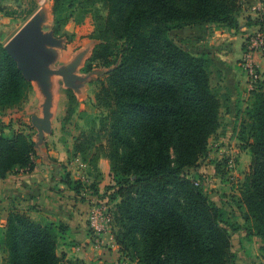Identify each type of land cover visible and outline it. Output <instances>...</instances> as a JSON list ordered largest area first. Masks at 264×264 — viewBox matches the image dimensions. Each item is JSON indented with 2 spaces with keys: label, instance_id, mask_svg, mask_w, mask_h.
<instances>
[{
  "label": "trees",
  "instance_id": "trees-1",
  "mask_svg": "<svg viewBox=\"0 0 264 264\" xmlns=\"http://www.w3.org/2000/svg\"><path fill=\"white\" fill-rule=\"evenodd\" d=\"M97 3L105 7V15L93 11ZM35 6L32 1L28 7L0 11L28 17ZM242 11V0H54L56 33L73 16L79 23L88 15L94 22L104 20L98 36L92 35L103 42L95 46L86 70L94 62L108 68L95 91L96 105L106 114L98 129L77 138L75 150L86 154L95 141L106 139L96 148L111 160L116 184L107 189L115 198L116 240L136 264L235 262L227 212L191 173L221 125L214 63L181 46L170 32L204 23L238 30ZM248 24L264 33V14L248 17ZM110 37L121 42L119 51L110 46ZM32 92V81L0 40V112L27 101ZM67 93L72 113L76 96L71 89ZM252 94L243 126L252 163L242 201L245 220L253 221L245 231L262 239L264 252V81ZM8 128L0 119V179L36 167L34 139L21 130L7 132ZM61 182L77 193L86 187L70 173ZM69 232L62 220H37L15 207L5 226L0 224V251L6 264H82L59 252Z\"/></svg>",
  "mask_w": 264,
  "mask_h": 264
},
{
  "label": "rangeland",
  "instance_id": "rangeland-1",
  "mask_svg": "<svg viewBox=\"0 0 264 264\" xmlns=\"http://www.w3.org/2000/svg\"><path fill=\"white\" fill-rule=\"evenodd\" d=\"M89 4L86 3L87 6ZM242 5L239 22L244 23L246 27L249 26L248 17L257 18L264 14V0H242ZM93 11L105 15V7L102 4L94 5ZM26 18L9 17L0 21V40L5 44L9 42L23 27ZM103 21L97 19L93 24L95 32H90L88 26L80 39H72L70 47L66 46V50L73 49L84 38H88L85 40L93 47L81 70L83 75L89 77L85 80L88 87L83 92L84 99L79 100L78 94L65 87L60 77L59 81L55 82L53 91L49 92L48 101L40 89L27 101L0 112V119L9 124L7 132L14 129L31 135L36 142L35 162L50 177L51 187L66 199L73 197L84 203V208L82 206L78 210L89 214L84 223L85 232L75 234L70 231L61 242L59 252L64 253L66 259L80 260L82 264H136L130 255L120 251L116 240L119 226L114 215L115 198L112 200L109 197L113 192L107 189L116 183L112 179L111 160L107 152L96 148L101 141L106 143V139L101 137L95 141L92 150L86 154L75 150L77 138L83 132L89 133L98 129L101 117L106 114L103 107L96 105L95 91L99 87L97 81L105 77L108 68L94 62L91 68L86 70L95 46L103 42L102 39L92 37L94 33L98 36ZM48 27L49 25H46V28ZM170 36L181 46H189L188 50L192 53L206 55L213 60V86L222 101L220 128L210 137L207 153L191 173L201 181L206 194L227 212L233 228L230 233L232 250L235 253L234 264H264L262 239L248 235L245 231L253 221L245 220L246 208L242 201L245 177L250 173L252 163V154L249 148L245 147L243 126L248 121L247 109L253 102L252 90L257 89L264 81V33L253 25L249 30L241 27L234 30L225 25L206 23L201 24L195 31L173 30ZM109 41L114 51H119L117 47L121 42L114 41L112 37ZM67 89H71L76 96L72 102V113L68 111ZM43 107L46 108L45 114H42ZM66 173H70L73 179L82 180L86 187L77 193L60 184V179ZM35 217L41 221L48 218L39 213H36ZM4 224L2 222L1 225ZM235 227L240 228L234 230ZM4 257L5 253L1 250L0 264H6Z\"/></svg>",
  "mask_w": 264,
  "mask_h": 264
},
{
  "label": "crops",
  "instance_id": "crops-1",
  "mask_svg": "<svg viewBox=\"0 0 264 264\" xmlns=\"http://www.w3.org/2000/svg\"><path fill=\"white\" fill-rule=\"evenodd\" d=\"M32 1L36 3L35 9L26 18L23 27L20 29L37 36L41 41L39 56L34 64L35 77L32 80L33 92L30 97L32 98L40 89L43 90L45 86L52 92L55 82L59 81L61 77L65 87L73 89L78 94L79 100L84 99L83 92L88 87V82L85 80L89 77L83 75L81 70L87 58L91 55L93 47H90L89 41L85 40L88 38H84L73 49L68 48L66 50V46L70 47L72 39H80L88 26L90 32L94 30L92 16L88 15L81 23L73 16L62 26L60 32L56 33L53 13L54 0H0V7L18 9L30 6ZM5 19H9V16L4 11H0V21ZM240 24L243 29H251V25L246 27L244 23ZM46 25H49V27L46 28ZM0 27H2L1 24ZM198 27L200 25L179 30L181 32L195 31ZM257 27L259 28V26ZM186 49H189V46ZM55 70L70 71L67 75L51 72ZM42 72H45L46 75L44 80L36 77L38 73L42 75ZM69 83L74 86L69 85ZM42 114H44V109ZM51 124L53 125V117ZM49 178L48 174L36 164L35 169L30 173L18 171L0 179V224L2 222L6 224L10 210L16 207L27 211L35 219H37L35 214L39 213L48 217L47 219L62 220L70 226V231L75 234L85 232L84 223L87 221L89 214L78 210L82 206L84 208V203L82 204L73 197L69 199L63 197L58 190L51 187Z\"/></svg>",
  "mask_w": 264,
  "mask_h": 264
},
{
  "label": "water",
  "instance_id": "water-1",
  "mask_svg": "<svg viewBox=\"0 0 264 264\" xmlns=\"http://www.w3.org/2000/svg\"><path fill=\"white\" fill-rule=\"evenodd\" d=\"M8 53L14 57L18 63L19 68L25 74L29 80H33L34 64L39 56V49L41 48V41L37 36L27 33L24 30H20L17 34L5 45ZM70 70H55L54 73H60L67 75ZM38 73L36 77L44 80L46 78L45 72ZM74 86L73 84H70ZM43 92L46 95V101L50 98V90L47 86L43 87ZM45 107V106H44ZM44 108V114H45Z\"/></svg>",
  "mask_w": 264,
  "mask_h": 264
},
{
  "label": "built area",
  "instance_id": "built-area-1",
  "mask_svg": "<svg viewBox=\"0 0 264 264\" xmlns=\"http://www.w3.org/2000/svg\"><path fill=\"white\" fill-rule=\"evenodd\" d=\"M262 41H264V40H262Z\"/></svg>",
  "mask_w": 264,
  "mask_h": 264
}]
</instances>
